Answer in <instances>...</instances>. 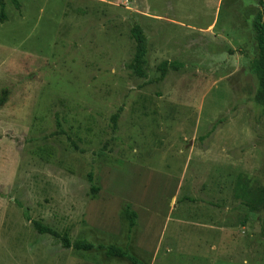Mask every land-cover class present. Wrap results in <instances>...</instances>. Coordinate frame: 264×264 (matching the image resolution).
I'll list each match as a JSON object with an SVG mask.
<instances>
[{
    "label": "rangeland",
    "instance_id": "1",
    "mask_svg": "<svg viewBox=\"0 0 264 264\" xmlns=\"http://www.w3.org/2000/svg\"><path fill=\"white\" fill-rule=\"evenodd\" d=\"M17 2L0 6V264H264L261 0Z\"/></svg>",
    "mask_w": 264,
    "mask_h": 264
},
{
    "label": "trees",
    "instance_id": "2",
    "mask_svg": "<svg viewBox=\"0 0 264 264\" xmlns=\"http://www.w3.org/2000/svg\"><path fill=\"white\" fill-rule=\"evenodd\" d=\"M12 2H14L17 6H19L17 0H12ZM4 4H5L4 0H0V6L2 9V20L5 17L3 13ZM260 5H261V10L259 11L257 22L255 23V30L257 34L256 35L257 47H256V58L254 61V65H255V71L259 78V86L257 89L255 99L259 105L264 107V0H261ZM132 36L136 43V52L133 60L129 64V68L133 70L136 74L145 77L146 76L145 67L147 64V52H148L147 38L142 27L139 25H136L135 27L132 28ZM169 65L174 67V64H168V62L162 64L161 72L163 76L167 74ZM6 93L7 92H4L3 97L0 99V106H2L5 103ZM119 116L120 115L118 113L115 116H113L114 127L117 126V121L119 119ZM91 190L94 193V195H96V193L99 191V188L92 186ZM259 201H263L264 203V195L263 198L259 199ZM126 210H127V216L130 220V227L134 228L136 225L137 215L135 212H132L131 209H129L128 207ZM35 227L39 234H48L61 239L63 242V247L65 249L75 248V250L78 251H91L94 248L92 244L87 243L85 241H77L75 243H72L70 241L68 234H64L63 236H61L60 234L53 231L49 227L44 226L41 222H35ZM106 255L108 257H118L120 259L127 258V253L122 248H116V247L107 248ZM127 260H130L132 263L137 262L135 259L132 258H127Z\"/></svg>",
    "mask_w": 264,
    "mask_h": 264
}]
</instances>
